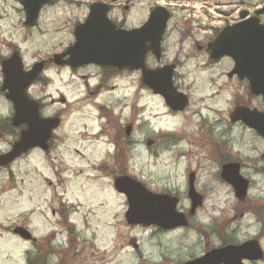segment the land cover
Wrapping results in <instances>:
<instances>
[{
	"label": "clouds",
	"instance_id": "9594fccd",
	"mask_svg": "<svg viewBox=\"0 0 264 264\" xmlns=\"http://www.w3.org/2000/svg\"><path fill=\"white\" fill-rule=\"evenodd\" d=\"M28 2L0 0V158L16 153L0 163V264H200L210 253L251 242L259 255H241L239 264H264V132L233 118L238 109L264 116V100L251 104V79L234 71L235 58L225 68L209 51L225 29L254 21L264 30V0H213L233 6L230 21L216 24L179 4L160 7L168 15L159 55L145 39L138 67L73 64L69 49L93 5L107 6L105 19L122 33L145 29L158 7L141 0H39L28 24ZM202 44L204 52L193 51ZM14 54L24 74L40 65L23 95L39 120L54 122L42 142L18 152L30 123L16 122L6 86L5 62ZM165 68L186 109L146 82L145 70ZM124 180L166 198L181 222L133 219Z\"/></svg>",
	"mask_w": 264,
	"mask_h": 264
},
{
	"label": "water",
	"instance_id": "95a60500",
	"mask_svg": "<svg viewBox=\"0 0 264 264\" xmlns=\"http://www.w3.org/2000/svg\"><path fill=\"white\" fill-rule=\"evenodd\" d=\"M26 6L29 9V19L26 23L31 24L34 22L36 11L39 7V0H29ZM156 7L158 8L153 12L150 24L145 29L133 33H122L114 32L112 26L105 19L104 12L107 6L93 5L88 22L85 25L78 26L76 29L78 43L75 47L69 49L72 52V60L70 62L76 64L88 60H96L101 63L129 64L133 67L142 66L143 42L145 39L151 38L153 40L152 47L159 55V35L168 13L160 8L161 6ZM151 12L152 10L149 13V17ZM25 26L27 25L25 24ZM209 51L214 59L222 55L233 56L232 59L234 60L235 58L237 61L234 71H237L242 76H249L253 94L264 92V30H258L255 26H251L250 23L237 26L235 29H225L224 33L210 45ZM56 59L60 60L59 54ZM39 68L40 65L38 64L32 73L24 74L21 70L19 57L15 54L11 60L5 62L6 86L12 87L11 97L16 101L18 108L16 122L28 120L30 123V131L24 134L21 144L16 146V152L29 144L42 142L43 138L48 134L49 127L54 123L52 121L39 120L35 112V106L23 95V88ZM136 70L143 72L142 68ZM169 73L170 69L168 68L155 72L145 70V80L154 89L169 93V101L174 106L182 107L186 102V98L171 92ZM157 94L162 95V93ZM252 114L246 109H238L233 114V118H251L253 117ZM251 124L256 126L261 132H264V128H261L257 122ZM14 154L16 153L14 152L11 155ZM11 155L0 158V163H6L11 158ZM119 183L126 188L133 203L130 214L133 219H154L165 225L181 222L182 217L172 212L170 202L166 198L153 197L140 186L127 180L119 181ZM242 191L243 188L240 186L241 194ZM124 194L127 195V193ZM193 197L194 200L199 199L195 196V193H193ZM245 249H248L249 252L244 255L250 257L259 255L257 245L255 242H251L241 249L228 248L220 252L210 253L200 264H205V262L206 264H218L220 259H225L228 264H231V260L236 257V253L237 257H239L240 252Z\"/></svg>",
	"mask_w": 264,
	"mask_h": 264
},
{
	"label": "flooded vegetation",
	"instance_id": "af4514ba",
	"mask_svg": "<svg viewBox=\"0 0 264 264\" xmlns=\"http://www.w3.org/2000/svg\"><path fill=\"white\" fill-rule=\"evenodd\" d=\"M147 2H149L148 3V5L150 4V5H152L153 4V6H155L156 4V0H146ZM170 2L169 3H167V2H165V3H167L168 5H170V4H176L178 1H180V0H169ZM163 5V4H162ZM219 6H223V4H220ZM167 7V6H166ZM213 7H218L216 4L213 6ZM233 6L232 5H229V4H225V8H224V10H220L221 12V14L219 15V17L217 16V15H215L216 17H218V18H222V19H218V20H212L211 19V13L210 12H207V7L205 6L204 8H205V10H206V13H207V15L209 16V18H207L206 16H205V18L203 19L204 21H202V23H204V24H209V23H211V24H216V23H223L225 20H229L230 21V18L227 16V13L230 11V9L232 8ZM131 8V2L128 4V5H125V9L127 10V9H130ZM152 8L151 7H149L148 8V10H147V12H148V14H149V12H150V10H151ZM171 10V9H170ZM180 10L181 11H184L182 8H180ZM245 11H247V9H245V8H241V14L242 15H244L245 13ZM233 15H235V13H233ZM247 17H245V16H242L241 17V19L243 20V19H246ZM172 20H173V16L171 15L170 16V18L168 19V22H169V24L172 22ZM191 23H195V21H191ZM250 23V25L251 26H255V24H254V21H249L248 22V24ZM244 25V24H243ZM240 26V25H239ZM210 30V29H209ZM202 32L204 31L203 29L201 30ZM185 36H187V33H185ZM188 39H190V37L188 38ZM203 39H204V37H203ZM196 47V49H198V50H201V49H203V50H205L206 49V47H207V45L206 44H202V45H198V46H195ZM220 58V60L221 61H223L224 59L228 62V64H229V66H228V68L230 69L231 68V66H232V64H233V59H232V57H229V56H221V57H219ZM216 59H218V58H216ZM235 72H237V71H235ZM235 72H232V77L233 78H236V79H241L239 76H238V74L237 73H235ZM240 74V73H239ZM241 75V74H240ZM241 77H243L242 75H241ZM241 83H242V80H241ZM261 100H264V96H259V95H256V94H252V96H251V104H253V105H256V104H258ZM187 107V105L185 106V108ZM181 109H177L176 111H180ZM251 113H253L252 115H253V117H251V118H246L245 120H247L250 124L251 123H258L259 124V126L261 127V128H264V116H260L259 114H257V113H255L254 111L253 112H251ZM224 175H225V177L226 178H231V176L232 175H234V173H233V171H232V169L231 168H229V167H225V172H224ZM246 252H249V250L248 249H245V250H243L242 252H240V256L241 255H244V254H246ZM237 258H239V257H237V253H236V257H234V259L233 260H231V264H239V259H237ZM219 264V263H218Z\"/></svg>",
	"mask_w": 264,
	"mask_h": 264
},
{
	"label": "rangeland",
	"instance_id": "374dc122",
	"mask_svg": "<svg viewBox=\"0 0 264 264\" xmlns=\"http://www.w3.org/2000/svg\"><path fill=\"white\" fill-rule=\"evenodd\" d=\"M142 3L147 4L149 2H147L146 0H141ZM156 4V3H155ZM177 4H179V10L180 8H182L184 11H188V12H193V13H197V14H202L203 17L205 18V16L207 18H209V16L206 13L205 10V6L207 7V12H210L211 15L215 14L219 17V15L221 14L220 10H224L225 8V4H223L222 6H219L220 3H214L213 0H180L178 1L176 4H171L172 6H176ZM217 5L218 7H213L214 5ZM128 5V4H127ZM150 5V4H149ZM153 6V4H152ZM149 8V7H148ZM148 8L146 9V11L148 10ZM127 11L129 12V14L132 11V7L130 9H127ZM181 11V10H180ZM183 12V11H182ZM148 13V12H147ZM204 21V20H203ZM2 19H0V26H2ZM173 35H176V33H173ZM200 39H203V32L201 31V35L199 37ZM51 39V38H50ZM187 42V41H186ZM193 51H197V52H204L203 49L198 50L196 49V47L194 46ZM223 66L225 68H228L229 64L228 62L224 59L223 61H221ZM187 108V107H186ZM185 108V109H186ZM0 180H2V177H0Z\"/></svg>",
	"mask_w": 264,
	"mask_h": 264
}]
</instances>
